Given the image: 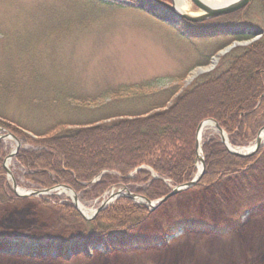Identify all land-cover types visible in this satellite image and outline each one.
Masks as SVG:
<instances>
[{"label": "trees", "instance_id": "16d2710c", "mask_svg": "<svg viewBox=\"0 0 264 264\" xmlns=\"http://www.w3.org/2000/svg\"><path fill=\"white\" fill-rule=\"evenodd\" d=\"M74 1L84 3L94 14L101 9L111 12L118 7L115 2L107 0ZM126 1L136 6L144 0ZM253 6L258 9L257 25L261 27V36L248 45L232 49L211 71L199 75L188 86L181 88L175 84L152 89L151 81L144 80L102 87L94 95L83 94V90L73 85L65 87L66 82H62L59 70L62 64L56 62L57 38L48 34L50 26L60 36L63 32L67 34L69 24L79 23L85 12L82 9L86 8L79 6L72 14L69 11L72 6L60 1V5L50 4L43 8L39 16L15 12L12 37H8L7 31L5 37L0 35V127L31 146L19 149L13 157L14 165L22 168L28 187L66 185L83 205H88L92 199L121 182L130 192L153 201L165 196L171 187L193 178L196 172V129L200 122L206 119L216 121L232 146L249 144L264 121V0H252L232 14L200 23L180 19V28L167 24L173 29H184L186 33L179 35L190 38L192 51H200V47H194L195 40L204 44L222 40L210 52L200 51L185 69L189 70L207 64L216 50L228 44L226 39L230 35L225 33L226 24L222 25L220 21L229 17L231 23L241 18L242 22H249L248 14ZM241 20L238 24L242 23ZM40 22L48 24L49 28L35 32L28 27ZM248 37L247 34L234 36L236 39ZM185 74L182 72L176 78L182 79ZM250 80L253 82L250 89H232L239 87L240 82ZM227 87L230 91L225 93ZM107 95L108 100L99 103L98 98ZM111 118L115 120L103 123ZM26 120L28 124L23 125ZM33 121L37 125H33ZM8 122H16L18 127ZM79 141L86 149L75 148L71 152L63 149ZM7 149L8 145L0 140V211L17 201L29 199L14 195L6 181L3 159ZM201 149L205 170L192 190L250 176L264 156V147L249 157L235 156L215 136L205 137ZM141 166L149 168L155 176L148 169H139ZM135 169V174L126 178ZM13 174L20 186L16 174ZM98 175V179L93 180ZM60 199L50 195L39 198L38 202L57 205V212L61 215L57 223L73 228L70 234L77 232L74 242L68 239L65 241L67 247H62L53 242L29 241V237H23L27 232L14 231L13 242H0L1 251L17 252L20 249L21 253H13L14 256L43 258L50 256L51 252H65L67 248L83 255L88 244L102 243L104 247L126 249L144 242L143 238L133 235V231L149 217L150 212L144 205L118 198L95 217L85 220L71 203ZM192 223L191 220L175 222L167 232L191 227ZM74 225L79 229L75 230Z\"/></svg>", "mask_w": 264, "mask_h": 264}, {"label": "rangeland", "instance_id": "374dc122", "mask_svg": "<svg viewBox=\"0 0 264 264\" xmlns=\"http://www.w3.org/2000/svg\"><path fill=\"white\" fill-rule=\"evenodd\" d=\"M60 1L72 6L69 9L72 14L79 6L86 8L82 9L85 12L79 23L69 24L67 34L64 32L61 36L56 34L55 28H51L53 26H50L48 32L51 38H57L58 61L56 62L62 64L59 70L62 73V82H66L65 87L68 88V84L73 85L72 87L83 90L82 93L86 95L97 94L102 87L110 88L123 83L131 84L144 80L151 81L152 89H161L175 84L180 85L181 88L186 87L189 85L185 82L186 78L197 67L185 70L192 60L199 56L200 51L210 52L222 41L212 40L204 44L201 40H195L194 47H200V51H192L190 38L186 35L180 37L181 34L186 33L184 29H173L168 26L170 24L180 28L178 25L180 19L173 12L159 8L153 2L142 1L141 5L135 7L126 0H107L115 2L118 7L111 12L101 9L95 14L90 7L74 0H0V35L5 37L7 31L8 37H12L14 29L11 24L12 17L17 14L15 12L18 11L19 14L27 16H39L43 8L50 4L60 5ZM187 1L189 10L198 13L199 10L189 0ZM258 15V9L253 6L248 14L250 23L242 22V18L239 19L242 23L238 24L239 21L231 23L229 21L231 18L226 17L224 21H220V24H226V28L248 26L252 27L253 31L260 32L261 27L257 25ZM47 26L48 24L45 25L42 22L28 25L35 32L46 29ZM226 34L230 35L226 39L228 42L226 45L233 41L243 43L249 39H236L234 34ZM219 50H216L211 57L215 56ZM182 72L186 73L185 76L177 79L176 77ZM55 75H58L57 71ZM108 96H100L99 103L106 102ZM24 111L25 109L22 108L21 112L24 113ZM112 120L115 118L105 119L103 123ZM40 121H43V118ZM27 122L26 120L22 124ZM8 123L17 126L16 122ZM32 124L37 125L36 121ZM43 124H46L45 120ZM73 127L67 126V128ZM0 134L3 132L0 131ZM207 136H215L220 141L215 127L214 129L206 128L201 134L200 147ZM3 141L8 145L7 153L14 151L16 144L20 149L31 148L24 139L17 137L15 140L5 138ZM252 145L253 140L246 146H230L244 150ZM81 147L86 149L79 141L63 149L65 152H71V149ZM261 147H264V142ZM200 156L203 158L202 149ZM198 164L200 162L196 159V171ZM9 165L20 182L19 188L32 189L28 187L29 182L23 178L22 168L14 165L13 158L10 159ZM140 168L148 169L151 175L155 176L149 168L144 166ZM136 171L137 169L126 175V178H131ZM106 173L117 175L113 172ZM6 174L5 172V178H8ZM98 177L99 175L93 180H97ZM123 186L127 188L125 184L118 182L98 198L92 199L88 205L82 203L80 205L87 210H94L111 192L121 190L124 193ZM50 193L51 195L59 194L57 190H52ZM55 196L61 197V201L71 203L65 193ZM48 197L50 195L32 196L1 209L0 239L13 240V232L17 231L27 232L28 234L23 237H29V241L53 242L62 247L66 246L65 241L68 239L74 240L77 237L75 235H78L77 232L70 234L71 228L57 223L61 220L57 205L38 202L39 198ZM118 198L122 196L111 200L105 208L114 204ZM130 201L144 205L150 212L146 222L133 231L134 236L143 238L142 241H144L141 246H137L138 248L114 250L104 256L99 243L96 246L99 252L93 253L90 258L85 254L66 255L65 253L31 258L14 256L13 253H21L20 249H17V252L6 250L0 251V264H264V156L250 176L219 181L212 187L201 190L185 189L163 202L153 204L154 208L143 200L142 202ZM78 214L82 218L90 216H82L80 212ZM184 220H191L193 225L167 232L175 222ZM74 229L76 230L77 226L74 225ZM144 238L148 240L145 241Z\"/></svg>", "mask_w": 264, "mask_h": 264}, {"label": "water", "instance_id": "95a60500", "mask_svg": "<svg viewBox=\"0 0 264 264\" xmlns=\"http://www.w3.org/2000/svg\"><path fill=\"white\" fill-rule=\"evenodd\" d=\"M148 1L153 2L159 8H165L166 10L173 12L174 15L177 16L178 18L185 19L189 22H202L205 20H209V19L220 17V16H224L227 14H231L233 12L240 10V9H243L252 0H229V1L222 3V4H219V5L218 4L217 5H209V4H206L202 0H189L199 10V13L195 14V15H192V14H189L186 12L178 11L175 0H169V1L148 0ZM226 33H229V34H245V33L250 34V33H252L253 37L250 40L245 41L244 43H239V42L234 41L231 44L222 48L220 51H218L216 53L215 56H213L211 58L208 65L198 66V67L194 68L190 72L189 76L186 78V81H185L186 84H189L197 76L211 71L215 67L217 62L219 61L220 57L225 55L229 51H231L234 47H236L238 45L249 44V43L255 41L260 36L258 31L255 32V31H253L252 28H250L248 26H237L235 28L228 27V28H226ZM207 121H209L213 124V126L215 127V130L218 132L221 143L225 146V148L228 150V152L235 155V156H238V157L250 156V155L254 154L263 145V143L261 142V136L260 135H261L262 130H264V125L258 131V133H257V135L253 141V145L251 147L246 148L244 150H238V149H234L233 147L230 146L225 132L218 125V123L216 121H214L213 119L204 120V121L199 123V125L197 126V129H196V136H197L196 137V143H195L196 144V151H197L196 152V159L200 162V167H198V171L192 180H190L189 182H186L180 186L173 187L168 194H166L163 198H161L155 202L148 201L147 199L143 198L142 196H138L134 193H131L128 191V189L125 186H123L122 190L124 191V193H122L121 190H118L117 192H114V193L113 192L110 193L109 196L101 202V204L92 212V214L90 216H88V217H85L83 215L82 216L85 219L93 218L99 211L104 209L111 202V200L116 199L119 196L127 197L129 200H133V201H136L137 199L138 200L141 199V200L145 201L146 203H148L149 205H151L152 208H154V205H153L154 203L163 202V201L167 200L169 197H171V196H173V195H175V194H177V193H179L185 189H189V188L193 187L200 180L201 176L204 173V168H205L204 167V161H203V158L199 154V152H201V147H200L199 142H198V134H199V131H200L202 125ZM9 136L15 140V137L9 133L2 135L1 138H5V137H9ZM17 150H18V144L16 145L15 150L13 152H10L6 156V159L11 158ZM4 168H5V171L7 172V174L9 175V178L11 180V190L17 196H20V197L35 196V195L45 194V193H48L50 191V189H42V190L35 189V190H31V191H26L24 193L18 192L17 184L15 182V179L12 176L10 169L7 168L5 166V164H4ZM56 187L65 189L66 191H69L71 193L72 204H73L74 208H76L78 210L77 205L79 204V201H78L77 195L68 186L58 185Z\"/></svg>", "mask_w": 264, "mask_h": 264}, {"label": "bare ground", "instance_id": "6f19581e", "mask_svg": "<svg viewBox=\"0 0 264 264\" xmlns=\"http://www.w3.org/2000/svg\"><path fill=\"white\" fill-rule=\"evenodd\" d=\"M202 1H204L206 4H209V5H217V4L219 5V4L225 3V2H227L229 0H202ZM175 2H176L177 10L180 11V12H186V13H189V14H192V15H195V14H198L199 13V12L198 13H195V12L189 10V3H188L187 0H175ZM252 84H253L252 80L248 81L247 83L240 82L239 87H232V89L240 90L241 87L242 88L247 87V89H250L252 87ZM229 91H230V88L227 87L225 93H227ZM206 128H213L214 129V126L209 121L205 122L202 125V127H201V129L199 131V134H198V142H199V145H200V140H201V134H202L203 130L206 129ZM260 136H261V142L263 143L264 142V130H262ZM199 154H200V152H199ZM9 162H10V158H7L5 160V166L10 169ZM198 167H200V164H198ZM18 192L24 193V191H22V189H18ZM67 194L69 196H71V193L69 191L67 192ZM138 201H140V199ZM77 207H78V211L82 215L88 216V215H91L92 212H93V210H87L86 208H84L80 204H78Z\"/></svg>", "mask_w": 264, "mask_h": 264}]
</instances>
